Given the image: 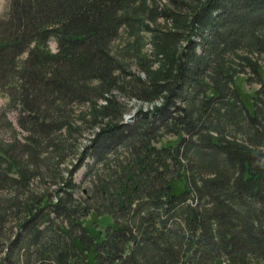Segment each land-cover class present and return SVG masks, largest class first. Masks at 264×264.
I'll use <instances>...</instances> for the list:
<instances>
[{"label":"trees","instance_id":"16d2710c","mask_svg":"<svg viewBox=\"0 0 264 264\" xmlns=\"http://www.w3.org/2000/svg\"><path fill=\"white\" fill-rule=\"evenodd\" d=\"M129 1L9 0L0 17V88L16 79L22 105L36 115L42 104L58 101L48 113L56 120L68 117L73 103L104 100L96 113L107 124L90 153L82 151V160L94 158L86 163L90 170L117 143L130 149L110 181L113 190L107 182L101 191L107 194L83 207V219H94L79 232L66 220L56 227L61 217L81 225L71 218L78 205L71 192L48 204L32 190L29 163L20 162L18 177L1 170V181L24 189L9 201L19 234L1 264H17L23 231L25 244L36 246L27 264H264V150L210 133L218 130L216 120L237 125L240 115L264 129V108L251 114L236 84L246 68L260 76L264 0H158L153 13L164 15L171 29L152 40L153 56L134 61L147 79L127 72L108 50ZM261 83L256 97L264 93L262 77ZM120 94L160 106L151 117L139 112L142 120L129 125L118 120L125 113ZM161 118L174 121L177 138L157 146L164 122L154 124ZM104 216L113 218L101 227Z\"/></svg>","mask_w":264,"mask_h":264},{"label":"rangeland","instance_id":"374dc122","mask_svg":"<svg viewBox=\"0 0 264 264\" xmlns=\"http://www.w3.org/2000/svg\"><path fill=\"white\" fill-rule=\"evenodd\" d=\"M157 1L130 0L124 8L125 13L120 12V14L124 13L127 20L108 46L109 52L126 67L127 72H135L144 79H147V74L135 64L136 57L153 56L154 45L152 40L160 33L168 32L171 29L170 22L164 15L153 13ZM8 5L9 0H0V17L6 16ZM50 48L52 51H57V42L53 38L50 40ZM257 57L260 63V76L246 68L244 72H239L236 79L242 105L245 104L251 114H255V110L259 106L264 108V93L260 91L259 96L256 97L257 90L262 86L261 77L264 81V54ZM6 83L0 88V173L1 170H6L8 175L18 177L22 167L20 162L25 161L30 164L32 190L42 197L43 202L48 204L60 203L62 198L67 200L70 196L68 193L71 192L76 199V204H78L77 211L71 218L80 219L81 225L72 226L65 217H61L57 224L55 222L53 224L58 227L62 222L61 220H66L64 223L67 226L79 232L85 222L89 223L94 219L93 215H87L83 219L80 214L83 207L93 206L97 201L94 198H99L101 194L103 196L107 194L101 192L108 190L107 182H109V191L113 190L110 181L115 178L114 174L119 169V165L125 163V159L130 157V149L126 148L128 143H117L106 155L100 153L99 158H102L100 164L96 163L95 168L90 170L86 163H95L94 158L88 156L82 160V151L92 144L91 142L96 138L97 133L107 124V117H98L96 113L102 110L105 101L99 99L93 103H73L67 107L68 117H58L56 120L50 117L52 113H48L53 110L51 105L56 107L58 101L50 105L42 104V108L46 110L49 117L42 108L40 109L42 112H38L36 115L35 111L29 112L25 109V105H22L24 90L19 82L10 78L9 82ZM119 99L125 106V113L124 117L122 116L118 120L123 123L127 122L129 125L138 123L143 112H147L151 117L150 113L154 107L160 106L159 101L142 102L127 94H120ZM141 111L142 113H139ZM240 117L237 125L231 124L227 119H225L226 122L216 120L215 125L212 124V126L217 127L218 130L213 129L210 133L214 136H224L230 139L237 138L247 142L246 144L250 147L264 150V141L261 140L264 135L263 127L260 124L247 123L241 115ZM157 120L155 126L163 122L164 125L160 126L161 129L157 133L159 140L155 144L159 146L164 142H174L177 138V134L172 129L174 121L171 118ZM147 124V128L151 129ZM89 149L88 153H90ZM7 152L11 156H8ZM27 163L25 165H28ZM68 180H72L77 185L72 188L68 185ZM23 192L24 189L20 183L12 180L1 181L0 177V264L1 257L5 255L9 243L15 240V236L19 234L20 219L15 218L14 212L16 210L10 208L9 201L13 195L18 196L17 193L23 197ZM19 202L17 201V203ZM255 204L260 206L258 202ZM5 209L8 214L6 219L3 218ZM48 209L50 212L51 209ZM91 210L93 209H90L89 213ZM53 214L54 211L51 212L52 216ZM112 218L104 216L97 224L105 227L112 221ZM24 233L23 231L21 240L18 242L20 249L16 250L20 254V258L16 259L17 264H27V260L35 257L32 252L36 246L31 245L29 248L25 244L23 241Z\"/></svg>","mask_w":264,"mask_h":264},{"label":"bare ground","instance_id":"6f19581e","mask_svg":"<svg viewBox=\"0 0 264 264\" xmlns=\"http://www.w3.org/2000/svg\"><path fill=\"white\" fill-rule=\"evenodd\" d=\"M127 119V118H126ZM100 164V163H99ZM248 167V166H247ZM172 192V191H171ZM153 206V205H152ZM80 220V219H79ZM124 224V223H123Z\"/></svg>","mask_w":264,"mask_h":264}]
</instances>
